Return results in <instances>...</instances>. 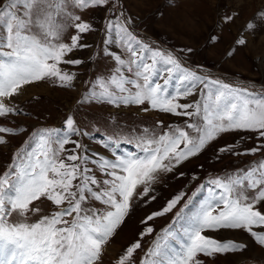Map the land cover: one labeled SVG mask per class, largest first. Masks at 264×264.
<instances>
[{"label": "snow or ice", "instance_id": "6c2138e0", "mask_svg": "<svg viewBox=\"0 0 264 264\" xmlns=\"http://www.w3.org/2000/svg\"><path fill=\"white\" fill-rule=\"evenodd\" d=\"M235 18L225 13L221 21ZM134 23L126 0H0V149L11 152L0 169V264H215L217 256L249 247L218 238L225 231H242L264 247V86L256 90L189 67L174 50L142 38ZM255 28L252 21L244 25L245 31ZM98 31L96 55L109 67L85 82L78 103L158 111L180 122L160 120L130 135L118 122L111 133L88 130L90 123L72 112L59 127L29 130L15 123L23 114L16 101L28 89L73 86L77 74L65 66L85 62L74 53L92 50L85 38ZM233 43L246 46L247 40L238 35ZM225 135L234 140L220 145ZM121 144L135 150L122 151ZM213 145L217 160L257 158L209 175L191 194H174L140 220L138 238L111 256L114 237L134 208L157 199L153 186L160 175ZM169 215L157 231L151 222ZM147 237L152 240L145 247Z\"/></svg>", "mask_w": 264, "mask_h": 264}, {"label": "rangeland", "instance_id": "374dc122", "mask_svg": "<svg viewBox=\"0 0 264 264\" xmlns=\"http://www.w3.org/2000/svg\"><path fill=\"white\" fill-rule=\"evenodd\" d=\"M126 11L134 18L135 31L142 37L154 42V46H171L192 68L220 77L229 82L249 83L256 90L264 86V17L258 15L264 11V0H126ZM95 23L100 25L103 11L98 10ZM232 14L234 22L227 24L221 21L225 14ZM255 19L253 20V18ZM89 18V17H86ZM252 21L255 30H244V25ZM238 35H244L246 46L234 45ZM102 33L93 32L86 36V42L93 44L92 50L76 51L75 58L85 62L79 66H65L69 72L77 74L71 88L54 86L51 83H40L30 88L16 103L23 109V114L15 118V123H22L31 130L33 127H59L62 119L70 112L77 115L83 123H90L88 130L98 128L100 134L111 133L110 125L119 123L125 134H131L144 127H153L157 121L165 124L180 122V118L158 111L141 112L136 107L116 109L109 105L84 104L80 100L85 82L92 79L97 72L106 71L109 61L102 55H96L99 49ZM210 36H217L215 41ZM235 47V53L229 57L227 52ZM191 48L192 51H182ZM36 90V91H35ZM30 91V92H29ZM34 91V92H33ZM27 137L19 136L13 139L14 145H19ZM97 139L100 138L98 135ZM234 136L225 135L218 143H232ZM85 143H89L85 138ZM91 146L98 150L95 140ZM215 145L209 147L196 158L184 162L174 173L161 174L159 181L153 186L157 199L150 204H138L130 218L114 237L109 248V254L115 256L123 247L138 238V232L143 227L140 220L152 211L158 210L167 199L183 190L191 194L197 184L209 175H217L225 169L245 167L248 162L257 157L224 155L216 159ZM121 150H135L133 144H121ZM11 152L8 148L0 149V169L8 162ZM202 166V167H201ZM183 172L184 176L179 173ZM198 176L199 180H193ZM171 220V216L157 218L153 226L159 229ZM218 238L245 242L248 250L237 254L220 255L215 258V264H264V247L256 246L242 231H225ZM152 237L145 238V247ZM142 252L137 255H142Z\"/></svg>", "mask_w": 264, "mask_h": 264}, {"label": "bare ground", "instance_id": "6f19581e", "mask_svg": "<svg viewBox=\"0 0 264 264\" xmlns=\"http://www.w3.org/2000/svg\"><path fill=\"white\" fill-rule=\"evenodd\" d=\"M166 47H167L168 49H172V50H173V48H172L171 46H166ZM35 91H36V90H35ZM29 92H30V91H29ZM33 92H34V91H33ZM24 95H26V94H24ZM24 95H23V96H24ZM26 96H27V95H26ZM116 254H117V253H116ZM116 254H115V256H116ZM110 255L113 256L111 253H110ZM115 256H113V257H115Z\"/></svg>", "mask_w": 264, "mask_h": 264}]
</instances>
